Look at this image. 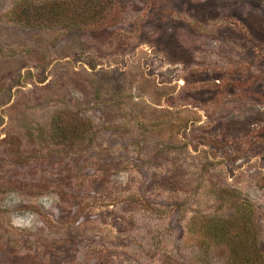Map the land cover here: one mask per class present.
I'll return each mask as SVG.
<instances>
[{"label":"rangeland","instance_id":"374dc122","mask_svg":"<svg viewBox=\"0 0 264 264\" xmlns=\"http://www.w3.org/2000/svg\"><path fill=\"white\" fill-rule=\"evenodd\" d=\"M257 252L264 0H0V264Z\"/></svg>","mask_w":264,"mask_h":264},{"label":"trees","instance_id":"16d2710c","mask_svg":"<svg viewBox=\"0 0 264 264\" xmlns=\"http://www.w3.org/2000/svg\"><path fill=\"white\" fill-rule=\"evenodd\" d=\"M263 262V257L258 252L253 257H248L246 254L238 255L237 253L233 264H263Z\"/></svg>","mask_w":264,"mask_h":264},{"label":"clouds","instance_id":"9594fccd","mask_svg":"<svg viewBox=\"0 0 264 264\" xmlns=\"http://www.w3.org/2000/svg\"><path fill=\"white\" fill-rule=\"evenodd\" d=\"M12 222L17 227H21V228H31L32 227L30 223L23 222V221L19 220V218H17L16 216L13 217Z\"/></svg>","mask_w":264,"mask_h":264}]
</instances>
